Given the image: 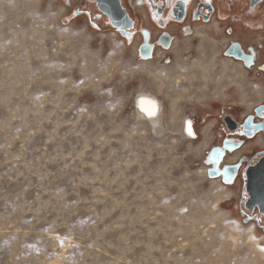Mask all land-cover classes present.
I'll return each instance as SVG.
<instances>
[{
	"label": "rangeland",
	"instance_id": "rangeland-1",
	"mask_svg": "<svg viewBox=\"0 0 264 264\" xmlns=\"http://www.w3.org/2000/svg\"><path fill=\"white\" fill-rule=\"evenodd\" d=\"M78 2L0 0V264H264L241 177L225 178L247 149L209 154L226 149L222 108L241 119L264 102V56L243 67L217 54L229 36L215 19L192 23L214 40L196 31L197 61L194 28L162 29L139 7L142 30L126 37ZM142 93L158 100L155 123L136 112Z\"/></svg>",
	"mask_w": 264,
	"mask_h": 264
},
{
	"label": "flooded vegetation",
	"instance_id": "flooded-vegetation-1",
	"mask_svg": "<svg viewBox=\"0 0 264 264\" xmlns=\"http://www.w3.org/2000/svg\"><path fill=\"white\" fill-rule=\"evenodd\" d=\"M69 1V0H65ZM76 0H70L74 3ZM122 8L133 22V28L124 33L112 27L108 16L102 13L97 3L93 0H79L74 8L75 14H85L92 21V25L98 28L115 30L126 37H132L141 29V20L135 15L141 7L150 20L156 26L165 29L170 22L183 25V31L191 33L195 22L201 24L217 22V26L226 33L227 41L224 50L215 51L241 62L243 67L256 64L264 56V0H119ZM193 26V27H192ZM222 27V28H221ZM140 28V29H139ZM249 37H254L255 42L244 45L233 38L236 30L241 29ZM199 29L206 30L207 40L214 42L209 34L210 27L194 28V35L198 38L196 47L197 57L200 58L198 46L200 36L196 34ZM256 34L257 40H256ZM172 38L164 35L160 44L166 48L171 45ZM216 42V41H215ZM152 48L145 47L141 54L152 55ZM222 56V57H223ZM195 60V61H196ZM264 71V64L262 66ZM216 132L222 140L221 148L210 151V158L221 162L227 152L247 149V155L239 158L237 164L225 166V174L240 175L242 180V198L240 201V214L247 222H252L256 228L264 233V102L258 104L253 112L239 119L230 108H222L218 115V127ZM226 152V153H225ZM251 187L252 198L248 191Z\"/></svg>",
	"mask_w": 264,
	"mask_h": 264
},
{
	"label": "water",
	"instance_id": "water-1",
	"mask_svg": "<svg viewBox=\"0 0 264 264\" xmlns=\"http://www.w3.org/2000/svg\"><path fill=\"white\" fill-rule=\"evenodd\" d=\"M97 3L99 10L108 16L111 21L112 27L124 33L133 28V22L127 15L126 11L122 8L119 0H93ZM210 176L215 174L214 171H209ZM228 176L225 174V178ZM251 195L253 191L251 187L248 188Z\"/></svg>",
	"mask_w": 264,
	"mask_h": 264
},
{
	"label": "bare ground",
	"instance_id": "bare-ground-1",
	"mask_svg": "<svg viewBox=\"0 0 264 264\" xmlns=\"http://www.w3.org/2000/svg\"><path fill=\"white\" fill-rule=\"evenodd\" d=\"M203 43V42H202ZM205 43V42H204ZM211 45V44H210ZM203 46H204V44H203ZM208 46V45H207ZM206 46V47H207ZM209 48H210V46H208ZM214 46L212 45V47L211 48H213ZM145 56H149V55H145ZM195 60V59H194ZM198 61V60H197ZM202 61H205V60H202ZM200 62V61H199ZM194 63V61L192 62V64ZM196 63V62H195ZM198 63V62H197ZM196 63V64H197ZM203 63V62H202ZM206 63V62H205ZM208 63V62H207ZM225 63H223V65H224ZM231 65H230V69H231ZM176 68L177 69H179L180 68V65H178L177 64V66H176ZM191 70H193V69H191ZM200 72V71H199ZM237 72V71H236ZM236 72H235V74H236ZM190 73V72H189ZM200 74V73H199ZM208 75H206V76H204V75H202V79L204 78V79H206V77H207ZM227 76H229V75H227ZM226 76V77H227ZM191 77V76H190ZM198 77V76H197ZM196 77V78H197ZM235 77V76H234ZM192 78V77H191ZM228 78V77H227ZM232 78V77H231ZM195 80V79H194ZM142 101H143V106L144 107H150V102H155V104H156V106H157V108H158V106H159V103L157 102L158 100L154 97V96H152V95H150V94H148V93H142V94H140L139 96H138V98L136 99V104H137V108H138V110L136 111L137 113H138V115H140L142 118H146V119H149L150 120V122L151 123H155L156 122V120L159 118V115H160V113H161V111H160V106H159V108H158V110H157V113H156V116L155 117H152V118H149L144 112H142L141 111V103H142ZM189 119H191V118H189ZM189 119H184V121H183V125H182V132L186 135V137L187 138H189L190 140H193V139H195V137H196V134H195V131H194V128H193V124H192V121H190ZM191 120H193V119H191ZM188 121H190L191 122V130H192V132H193V135H191V136H189L188 135V133H187V125H186V122H188Z\"/></svg>",
	"mask_w": 264,
	"mask_h": 264
},
{
	"label": "snow or ice",
	"instance_id": "snow-or-ice-1",
	"mask_svg": "<svg viewBox=\"0 0 264 264\" xmlns=\"http://www.w3.org/2000/svg\"><path fill=\"white\" fill-rule=\"evenodd\" d=\"M205 2H209V0H205ZM249 66H251V65L249 64ZM140 107H141V111L144 112L149 118H152V117L156 116L157 106H156L155 102H150V107H144L143 106V101H142ZM186 125H187V129L186 130H187L188 135L189 136L193 135V132L191 130V122L190 121L186 122ZM262 226H264V225H262ZM60 243L62 245L63 241L61 240ZM262 250H264V249H262Z\"/></svg>",
	"mask_w": 264,
	"mask_h": 264
}]
</instances>
